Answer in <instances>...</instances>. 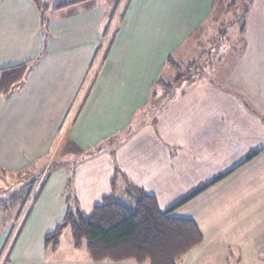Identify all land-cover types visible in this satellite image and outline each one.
I'll list each match as a JSON object with an SVG mask.
<instances>
[{"label": "crops", "instance_id": "1", "mask_svg": "<svg viewBox=\"0 0 264 264\" xmlns=\"http://www.w3.org/2000/svg\"><path fill=\"white\" fill-rule=\"evenodd\" d=\"M99 1L46 12V33L31 0L0 2V70L36 62L0 95V185L15 174L38 178L46 166L23 169L45 154L62 163L101 148L73 169L71 191L84 215L112 194L116 168L124 177L113 193L123 202L125 178L160 211L186 200L173 216L192 220L203 241L178 264H264V0H119L113 12ZM220 18L229 20L222 33L242 31L240 49L205 48ZM168 58L197 60L206 75L143 115ZM253 152L260 153L244 163ZM68 176L66 165L49 174L15 238L17 219L4 224L0 264H137L92 261L68 228L55 251L44 247L66 214Z\"/></svg>", "mask_w": 264, "mask_h": 264}, {"label": "trees", "instance_id": "2", "mask_svg": "<svg viewBox=\"0 0 264 264\" xmlns=\"http://www.w3.org/2000/svg\"><path fill=\"white\" fill-rule=\"evenodd\" d=\"M31 1L40 11L41 29L46 33L49 24V19L45 17L46 12H71L78 5L92 0H67L52 7L43 3L42 0ZM118 2L119 0H116L114 6L118 5ZM35 63L20 64L1 69L0 95L8 97L13 88L23 80ZM165 65V67H169V71H166L152 84L150 104L148 103L142 111L143 115L150 112L153 108L154 110H160L166 102L176 99L188 87L189 83H185V81L194 74L203 72V68L195 66V62L183 64L168 58ZM176 87H179L177 93L175 91ZM155 98L158 104L154 106L152 102ZM136 128L137 125L134 123L125 131V136L129 137L134 134ZM119 138L120 136L116 135L112 140L117 141ZM99 151H101V148H96L88 152L84 157L62 163H50L44 176V182L40 185L37 192L33 190L38 178L32 176L25 183V190L15 194L16 201L20 197L17 216L22 214V210L29 202L27 218L38 200L49 174L62 165L67 166L69 174L65 185L67 211L60 224L44 237V247L46 249L50 251L57 249L60 236L66 228L70 230L74 248L77 249L83 246L85 242V248L90 259L96 262L104 260L114 262L132 260L137 264H145L146 262L149 264H178L182 257L202 243V235L192 220L173 216V212L184 205L186 200L168 210L160 211L153 197L129 183L126 178L124 194L127 197V201L119 200L113 190L117 189L119 177L124 176L116 168H114V175L111 179L112 194L104 198L101 205L96 206L90 215H84L80 211L71 191L73 169L83 162L86 157L90 158ZM259 153L253 152L249 154L244 163L251 161ZM110 155L114 158V152H111ZM225 176L226 174L213 181L212 184L220 181ZM212 184H209V186ZM13 199L12 203L16 204L17 202ZM22 228V226L19 228V232ZM260 256V260L264 262V251H262Z\"/></svg>", "mask_w": 264, "mask_h": 264}, {"label": "rangeland", "instance_id": "3", "mask_svg": "<svg viewBox=\"0 0 264 264\" xmlns=\"http://www.w3.org/2000/svg\"><path fill=\"white\" fill-rule=\"evenodd\" d=\"M63 1H67V0H42L43 3L49 5L50 7L55 6L58 3H61ZM106 1L107 0H103V1H99V2H100V4L105 5L104 7H106L109 11L113 12L114 8L117 7V4H116V6H114V3L116 2V0H109V4H106ZM228 1L231 2L232 0H228ZM215 21H217V23H219V24H220V22H222L224 24L222 27H220L217 24L218 30L212 31L211 34L206 35V37L203 39V43H204V45H206L205 48L210 47L212 52H213V51H216L218 49H222L223 47H226L228 45H234L235 50L240 49L242 44H243V35H241L242 31L236 33L235 38H234V35L230 36L229 34H224V33L222 34V31H223L222 29H223V27H227V23L229 20L228 19L224 20V18H220V20L217 19ZM241 21L243 22V19ZM213 25H215V24L213 23ZM203 47H201V50L203 49ZM195 61H197V60H194L193 62H195ZM210 61L212 62V60L208 59L206 64H209ZM195 66H199L200 68H202V63L199 61L195 62ZM206 69H208V68L204 66V68H203L204 75H206ZM202 76H203L202 73L201 74L200 73L194 74L192 77H190L188 80H186L185 83L186 82L189 84L194 83L198 80V78H200V77L202 78ZM178 88L177 87L175 88L176 93L179 90ZM157 104H155V105H157ZM49 156H50L49 154H45L44 156H42L40 158V160H37L35 164H32V165L27 164L23 169V173H25V171L27 172V171H31L33 169H36L37 167H42V166L45 167L46 166L48 168V164L52 160V159H49ZM54 159H55L54 163H59L61 161V159H59L58 157H56ZM72 159H74V158L70 157V160H72ZM66 160H69V159H66ZM47 168H44L43 171L39 174L38 180H37L36 184L34 185L35 186L34 192H37L40 185L44 182V176L47 173L46 172ZM36 175L37 174L35 172L26 175V177L25 176L22 177L21 174H19V176H17V174H15L14 176H12V177L10 176L7 180H5L6 184L0 185V230L1 229L2 230L7 229V228H5L6 226H4L5 223H7L9 225V224L14 222L13 220L16 221V219H17V223L14 225V228L11 231L12 233L10 234V235H12V238H15L17 236L19 228H21V224L23 223V219H24L25 215L28 214V212H29V206H30L29 204H26L25 208L22 210L23 215L21 214V217L18 218L17 217V211L19 208H17V207L19 206L18 202L20 201V197L18 198L19 200L16 201L15 194H18L21 190H25L24 189L25 183H27L28 180L32 178V176H36ZM12 196L15 199H13ZM9 198L15 200L17 203L12 206L11 203L9 202ZM6 206H8V207H6ZM12 207H15V208H12ZM12 243L13 242H11L10 246L7 248V250H5V254L4 253L2 254V256L4 258L6 257L8 251H10ZM262 251H264V248H261V251L258 254L259 257H261L260 255L262 254ZM228 259H229V257H228ZM229 261L232 262L233 264H239L240 263V257H230Z\"/></svg>", "mask_w": 264, "mask_h": 264}]
</instances>
